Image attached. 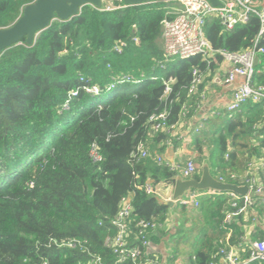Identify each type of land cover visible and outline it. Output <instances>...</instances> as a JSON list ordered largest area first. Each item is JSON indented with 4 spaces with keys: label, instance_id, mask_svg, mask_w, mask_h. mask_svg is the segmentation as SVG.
Masks as SVG:
<instances>
[{
    "label": "trees",
    "instance_id": "16d2710c",
    "mask_svg": "<svg viewBox=\"0 0 264 264\" xmlns=\"http://www.w3.org/2000/svg\"><path fill=\"white\" fill-rule=\"evenodd\" d=\"M33 1L0 0V28L15 22ZM176 4L86 5L71 19L52 21L32 43L22 38L2 51L0 264H161L150 247L174 239L167 226L172 212L178 238L192 240L189 252L173 249V259L188 253L185 264H217L221 250L237 248L241 214L229 223L224 217L247 206L243 199L221 193L202 197L197 206H169L145 186L171 185L178 175L156 157L175 138L173 128L195 114L207 82L214 84L213 76L222 74L220 51L253 53L258 72L251 83L264 87V33L257 15L231 29L210 15L202 29L212 54L166 62L162 22L176 16ZM119 43L120 53L115 50ZM198 73L203 80L193 86ZM124 75L140 82L105 89ZM87 85L102 90L90 95L82 89ZM71 91L77 94L69 95ZM213 116L192 143L195 156L185 160L195 162L191 177L198 179L207 162L215 179L244 185L252 159L264 158V138L258 146L253 142L264 135V101L248 102L222 124ZM139 144L148 157H140ZM92 148L99 160L91 156ZM123 199L130 205L124 240L139 250L134 258L122 257L111 244ZM251 199L248 214L252 209L262 214V197ZM243 247L237 254L245 260L251 249Z\"/></svg>",
    "mask_w": 264,
    "mask_h": 264
},
{
    "label": "built area",
    "instance_id": "2783aa9c",
    "mask_svg": "<svg viewBox=\"0 0 264 264\" xmlns=\"http://www.w3.org/2000/svg\"><path fill=\"white\" fill-rule=\"evenodd\" d=\"M108 2L106 9L119 8L126 6L122 0H103V2ZM113 1L117 2L114 4ZM177 4L173 7L176 16L172 19H164L162 22V41H163V53L165 56V61H171L174 59H185L192 55L201 54L204 59H207L212 54V49L208 42L205 40L203 35V24L205 19L210 15H216L221 18L222 23L225 25L226 29L233 28L236 24L242 23L247 20L250 15H257L261 21L260 33H264V5L256 6L255 0H231L229 2H221L220 6H213L208 0H174ZM136 41V39H135ZM123 43H119L115 50L120 53L122 51ZM260 52H263L260 49ZM222 55L223 63L222 65H227L226 70L222 69L224 72V82L231 83L236 76H241L244 78V82L233 89L230 97V101L224 106L226 114H233L248 102H261L264 101V87L254 86L251 83L252 77L258 70L255 68L254 55L251 52H240V53H225L223 51L219 52ZM160 65H162L160 63ZM162 67V66H161ZM197 71H194L196 74ZM203 80L202 75L199 73L195 76L193 80V86ZM140 80H135L131 76L124 75L120 78H115L105 89L112 90L118 86H122L127 83H137ZM192 86V89H193ZM82 89L90 95L100 94L102 88L96 86H82ZM167 86V90H168ZM76 91H71L69 95L75 96ZM205 96L202 97V99ZM202 101V100H201ZM200 105V104H199ZM199 107V106H198ZM68 108V101L63 104V109ZM183 116L187 113L183 110ZM214 114H219V112H212L211 116ZM157 119V118H154ZM264 121V120H263ZM159 125L155 126L158 129ZM137 150L140 153V157L145 158L149 156V152L144 148L143 144H139ZM94 160H99L95 148H92L90 152ZM158 163H170L163 159L162 156L156 157ZM259 166L264 169V158H261L258 162ZM253 162L249 165V177L246 180V185L248 187V193L244 196H239L233 192H225L233 200L243 199L245 205H250L252 203L251 197L253 195H259L262 197V202L264 203V197L262 196V188L258 185L254 176L250 174V168ZM170 168L178 171L183 178H191L195 172L196 165L191 159L179 163H170ZM222 181V180H220ZM145 190L148 194H153L156 197L162 199V196L151 184H146ZM251 193V194H250ZM220 192H214L209 190L188 191L184 197L175 201L187 206H197L198 200L207 195H218ZM171 199V198H169ZM169 199H164L167 202ZM236 206V203H233ZM247 206H242L236 211L227 212L224 217V222H232V218L242 211L245 210ZM130 210L129 200L123 199L122 207L119 210L114 224L118 228V234L113 244L116 248L115 251L126 257H137L139 250L136 248H128L124 240L125 233V223L124 218ZM141 227L144 229L147 227V223L141 222ZM143 238V236H142ZM68 246L74 247L75 243L69 242ZM144 245H147V241H143ZM250 253L247 259L242 260L237 254V250L234 246L228 245L226 249L220 251V256L218 259L222 260V264H251L252 262H258L264 264V237L259 240H255L250 244ZM143 264H159L153 263L151 261H146ZM214 264V263H210Z\"/></svg>",
    "mask_w": 264,
    "mask_h": 264
},
{
    "label": "crops",
    "instance_id": "0c3cea01",
    "mask_svg": "<svg viewBox=\"0 0 264 264\" xmlns=\"http://www.w3.org/2000/svg\"><path fill=\"white\" fill-rule=\"evenodd\" d=\"M229 1L231 0H222V2L225 3ZM255 4L256 6H263L264 0H255ZM161 42L163 46L162 39ZM256 63L257 61L255 59V65ZM227 67V65L221 66V68L224 70H226ZM213 81L214 84H212L211 81L207 82L205 88H203V96L205 97L200 102V105L195 114L191 117L184 118L173 128L172 134L175 138H173V141H170L166 144V147L161 155L165 161L170 163L183 162L188 157L192 158L193 156H195V151L192 147L194 139L200 134L201 131H203L207 127L209 119L214 117L211 116V113L213 111L219 112V114H214L215 116L217 115L216 119L217 117L219 118L216 120V123L222 124V122H224V117L227 114L225 113V110H223V108L230 101L233 89L242 84L244 82V78L241 76H236L231 83H225L224 72L222 71V74L218 73L213 76ZM262 138H264V135L257 136L253 141L254 145L258 146L259 143L257 141ZM260 152V156H263L264 149ZM259 160L260 159L258 158V156H255L252 159L253 165L250 168V174L255 177L258 185L262 188V196L264 197V169L259 166ZM156 189L162 196V199L158 197L161 201L164 202V199L171 198L172 185H160ZM177 204L178 203H174V206ZM249 208L250 206L246 207L244 211L239 213L241 214V217L238 222L241 223L242 230V233L238 237V246L236 245V250L237 252H239V254L241 253L240 246H250L253 241L259 240L264 237V209L262 211V214H259L258 211L254 209L249 210L251 212L249 215L246 211ZM176 216L177 215L172 212L167 223L170 234L174 236V239H166L161 241L160 243L151 245L150 247V252L162 262L161 264H185L188 253H185L184 255L178 254L177 257H174L173 259V249L176 250L178 247L179 250L182 249L187 252L190 251L189 249L192 240L184 243L180 238H178V233L176 230L178 220ZM236 220L237 219H235V221ZM233 231L235 230L233 229ZM229 235L225 237V240L229 238ZM177 238L179 240L175 241ZM217 264H222V260L217 259Z\"/></svg>",
    "mask_w": 264,
    "mask_h": 264
},
{
    "label": "water",
    "instance_id": "95a60500",
    "mask_svg": "<svg viewBox=\"0 0 264 264\" xmlns=\"http://www.w3.org/2000/svg\"><path fill=\"white\" fill-rule=\"evenodd\" d=\"M124 5H136L142 2H159L168 0H122ZM213 6H220V0H208ZM103 0H34L27 4L19 18L7 27L0 28V54L2 51L25 38L26 43H32L35 36L47 28L52 21H66L79 15L82 7L91 5L101 8ZM171 199L165 204L173 206L175 201L184 197L191 190L233 192L239 196L248 193L246 185L226 183L215 179L207 163L201 165L198 179L183 178L180 174L173 177Z\"/></svg>",
    "mask_w": 264,
    "mask_h": 264
},
{
    "label": "rangeland",
    "instance_id": "374dc122",
    "mask_svg": "<svg viewBox=\"0 0 264 264\" xmlns=\"http://www.w3.org/2000/svg\"><path fill=\"white\" fill-rule=\"evenodd\" d=\"M133 88H134V86H133Z\"/></svg>",
    "mask_w": 264,
    "mask_h": 264
}]
</instances>
